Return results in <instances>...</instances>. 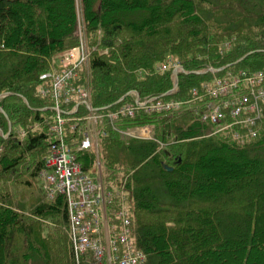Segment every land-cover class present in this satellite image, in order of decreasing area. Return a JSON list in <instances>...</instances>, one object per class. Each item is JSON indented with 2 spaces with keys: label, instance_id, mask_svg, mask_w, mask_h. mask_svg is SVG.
Listing matches in <instances>:
<instances>
[{
  "label": "trees",
  "instance_id": "16d2710c",
  "mask_svg": "<svg viewBox=\"0 0 264 264\" xmlns=\"http://www.w3.org/2000/svg\"><path fill=\"white\" fill-rule=\"evenodd\" d=\"M80 24L95 50L75 85L102 111L133 92L163 98L173 72L157 68L170 58L188 72L176 100L213 81L211 69L264 70V0H0V131L12 125L0 134V264H94L90 254L76 260L66 197L49 201L34 187L55 142L40 78L79 45ZM145 125L156 141L110 131L99 154L107 188L127 194L144 264H264V121L241 142L213 135L194 111L139 113L122 128ZM73 151L96 175V151ZM119 202L109 211L114 237Z\"/></svg>",
  "mask_w": 264,
  "mask_h": 264
},
{
  "label": "built area",
  "instance_id": "2783aa9c",
  "mask_svg": "<svg viewBox=\"0 0 264 264\" xmlns=\"http://www.w3.org/2000/svg\"><path fill=\"white\" fill-rule=\"evenodd\" d=\"M79 33V45L63 53L58 65L40 78L43 84L39 94L53 101L51 135L55 139L45 159V170L40 174L41 188L49 201L66 195L68 234L78 263L82 256L90 254L95 264H144L146 255L135 247L132 237L127 194L109 190L103 179L99 154L104 137L112 131L126 140H153L155 126L124 129L122 124L134 120L139 113L170 115L194 111L204 124L212 127L213 135L228 136L240 142L256 138L264 121V70L215 76L213 81L203 83L202 88L193 89L187 100H141L133 92L131 101L125 98L117 109L102 111L92 106L91 93L86 86L75 85L80 79L79 71L90 63L95 50L89 46L81 24ZM157 71L161 74L172 71L174 86L176 76L185 72L182 64L172 58L160 64ZM81 107L88 112L80 113ZM74 134L79 135L80 142L73 143ZM26 135L22 132L21 137ZM91 149L98 155L96 175L84 172L73 151ZM116 198L120 199L116 213L119 233L114 237L115 226L110 223L109 211Z\"/></svg>",
  "mask_w": 264,
  "mask_h": 264
},
{
  "label": "water",
  "instance_id": "95a60500",
  "mask_svg": "<svg viewBox=\"0 0 264 264\" xmlns=\"http://www.w3.org/2000/svg\"><path fill=\"white\" fill-rule=\"evenodd\" d=\"M221 70H214V69H211L210 72L212 74H216V73H219ZM185 73V72H184ZM206 73V72H205ZM187 74V73H185ZM177 77V84L174 86L173 90H171L168 94H166L164 97H169L172 95V93L174 92L175 89L178 88L179 86V74L176 76ZM2 98V97H1ZM0 98V99H1ZM126 97L122 98L116 105H120L124 100H125ZM11 131H12V125L10 124V133L8 135H5L3 132L0 131V133L5 136V138H8L9 135L11 134Z\"/></svg>",
  "mask_w": 264,
  "mask_h": 264
},
{
  "label": "rangeland",
  "instance_id": "374dc122",
  "mask_svg": "<svg viewBox=\"0 0 264 264\" xmlns=\"http://www.w3.org/2000/svg\"><path fill=\"white\" fill-rule=\"evenodd\" d=\"M60 61H58V63H59ZM86 69H87V71H89V64L85 67ZM124 140H126V138H123ZM103 164V163H102ZM103 168H104V166H103ZM104 171H105V169H103ZM103 179H104V181H105V185L107 186V182H106V178L103 176ZM34 187H35V189H36V191L37 190H41V182L39 181V182H36L35 183V185H34Z\"/></svg>",
  "mask_w": 264,
  "mask_h": 264
},
{
  "label": "bare ground",
  "instance_id": "6f19581e",
  "mask_svg": "<svg viewBox=\"0 0 264 264\" xmlns=\"http://www.w3.org/2000/svg\"><path fill=\"white\" fill-rule=\"evenodd\" d=\"M132 140H141V139H132ZM153 140H155V139H154V135H153ZM155 141H156V140H155ZM163 146H165V145H163ZM62 162H63L62 160H60V161H59V163H60V164H61ZM44 170H45V167L43 168V170H42V171H44ZM42 171H41V173H42ZM41 173H40V174H41ZM60 196H65V197H66V195H63V194H62V195H60ZM112 235H113V234H112ZM92 262L95 264V262H94V261H92Z\"/></svg>",
  "mask_w": 264,
  "mask_h": 264
}]
</instances>
